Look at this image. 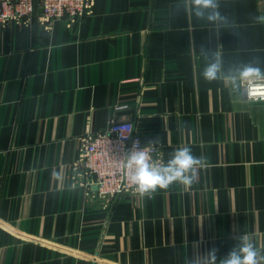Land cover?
I'll return each instance as SVG.
<instances>
[{"label": "crops", "instance_id": "crops-1", "mask_svg": "<svg viewBox=\"0 0 264 264\" xmlns=\"http://www.w3.org/2000/svg\"><path fill=\"white\" fill-rule=\"evenodd\" d=\"M218 3L227 24L198 20L191 0H96L76 23L0 28V264H181L182 246L221 256L242 232L264 249V101L229 79L264 69V1ZM201 46L223 64L210 84ZM114 119L159 136L165 163L191 147L197 182L88 201L80 137Z\"/></svg>", "mask_w": 264, "mask_h": 264}, {"label": "built area", "instance_id": "built-area-1", "mask_svg": "<svg viewBox=\"0 0 264 264\" xmlns=\"http://www.w3.org/2000/svg\"><path fill=\"white\" fill-rule=\"evenodd\" d=\"M264 1V0H263ZM96 0H0V28L28 26L34 18L51 29L56 21L76 23L94 13ZM247 99L264 101V79L244 81ZM138 143L149 152L154 164H164L163 148L142 141L132 121L112 120L100 133L85 132L80 137L79 158L73 164L78 184H84L86 199L96 200L103 209L116 198L136 194L124 167V156Z\"/></svg>", "mask_w": 264, "mask_h": 264}, {"label": "clouds", "instance_id": "clouds-1", "mask_svg": "<svg viewBox=\"0 0 264 264\" xmlns=\"http://www.w3.org/2000/svg\"><path fill=\"white\" fill-rule=\"evenodd\" d=\"M192 10L198 20H206L209 24H227V18L219 12L218 0H191ZM201 55L205 64L202 68V79L212 83L224 75L223 64L219 55L201 46ZM229 79L237 90L244 81L264 79V69L256 61L236 66L231 70ZM187 127L182 123L179 128ZM159 136L149 141L148 146H158ZM169 159L162 165L154 164L150 154L138 143L124 156V167L129 173L130 182L141 196L151 197L158 189L167 190L174 183L191 188L198 178V170L204 168L206 161L202 156L194 155L191 147L182 146L169 154ZM57 178L59 173L55 174ZM233 239L235 243L225 255L218 256V249L211 248L205 254L194 253L189 256L186 245L180 253L181 264H264V249H260L253 238L242 232ZM200 242H193V248L198 249Z\"/></svg>", "mask_w": 264, "mask_h": 264}]
</instances>
